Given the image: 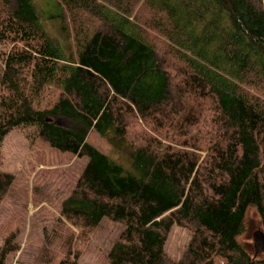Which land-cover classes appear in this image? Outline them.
Returning <instances> with one entry per match:
<instances>
[{"label": "trees", "instance_id": "trees-1", "mask_svg": "<svg viewBox=\"0 0 264 264\" xmlns=\"http://www.w3.org/2000/svg\"><path fill=\"white\" fill-rule=\"evenodd\" d=\"M48 3L0 0V147L37 124L88 161L31 264H81L104 220L119 230L101 264H264L246 236L250 211L264 233V0ZM14 180L0 169V204ZM173 225L191 232L178 260ZM17 238L3 235L0 264Z\"/></svg>", "mask_w": 264, "mask_h": 264}, {"label": "rangeland", "instance_id": "rangeland-1", "mask_svg": "<svg viewBox=\"0 0 264 264\" xmlns=\"http://www.w3.org/2000/svg\"><path fill=\"white\" fill-rule=\"evenodd\" d=\"M34 1L45 11L52 9L48 3L51 0ZM44 25L51 34L57 32L55 22L44 21ZM8 48L6 43H0V51ZM2 68L0 64V75ZM59 123L65 128L79 127L77 121L66 117H60ZM38 130L37 124L21 125L5 136L0 147L3 157L0 169L15 177L0 204V250L3 235L12 228L18 231L17 239L20 245L19 250L8 258L6 264L33 262V255L43 244L44 229L50 231L52 228L62 200L69 194L88 161L85 156L78 157L50 147L39 138ZM86 138L97 149L112 156L110 147L93 130L88 132ZM258 229L259 220L255 213L250 211L246 236L249 237L252 247L253 233ZM118 230V225L104 220L92 238L79 242V262L101 264L103 254L114 241ZM190 238L189 229L173 225L165 242L166 255L178 260Z\"/></svg>", "mask_w": 264, "mask_h": 264}, {"label": "water", "instance_id": "water-1", "mask_svg": "<svg viewBox=\"0 0 264 264\" xmlns=\"http://www.w3.org/2000/svg\"><path fill=\"white\" fill-rule=\"evenodd\" d=\"M253 247L255 255L264 250V233L258 229L253 233Z\"/></svg>", "mask_w": 264, "mask_h": 264}]
</instances>
